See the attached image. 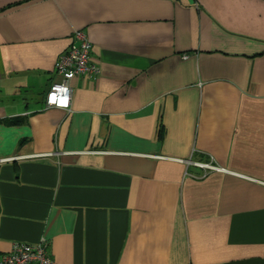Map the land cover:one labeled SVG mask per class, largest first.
<instances>
[{
    "label": "crops",
    "instance_id": "0c3cea01",
    "mask_svg": "<svg viewBox=\"0 0 264 264\" xmlns=\"http://www.w3.org/2000/svg\"><path fill=\"white\" fill-rule=\"evenodd\" d=\"M76 30L100 74L46 108ZM9 157L0 256L264 264V0H0Z\"/></svg>",
    "mask_w": 264,
    "mask_h": 264
},
{
    "label": "built area",
    "instance_id": "2783aa9c",
    "mask_svg": "<svg viewBox=\"0 0 264 264\" xmlns=\"http://www.w3.org/2000/svg\"><path fill=\"white\" fill-rule=\"evenodd\" d=\"M92 44L82 30H76L70 46L62 52L55 62L57 79L53 81L45 95L46 108L70 110L72 87L71 81L79 76L96 80L100 74L99 65L91 57ZM14 157L0 158V163ZM195 165L223 170L210 163L193 162ZM0 264H54L49 256L47 243L38 244L14 243L9 251L0 256ZM190 264V263H187Z\"/></svg>",
    "mask_w": 264,
    "mask_h": 264
}]
</instances>
